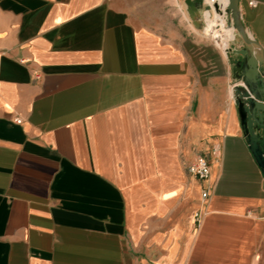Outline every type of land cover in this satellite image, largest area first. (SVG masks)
Listing matches in <instances>:
<instances>
[{"label": "crops", "instance_id": "0c3cea01", "mask_svg": "<svg viewBox=\"0 0 264 264\" xmlns=\"http://www.w3.org/2000/svg\"><path fill=\"white\" fill-rule=\"evenodd\" d=\"M195 27L184 0H0V264H264L243 44Z\"/></svg>", "mask_w": 264, "mask_h": 264}, {"label": "water", "instance_id": "95a60500", "mask_svg": "<svg viewBox=\"0 0 264 264\" xmlns=\"http://www.w3.org/2000/svg\"><path fill=\"white\" fill-rule=\"evenodd\" d=\"M184 3L193 24L199 27L202 0H184ZM228 15L243 44V48L233 50L241 56L234 60L240 69L233 87L234 104L248 148L264 177V48L246 32L240 0H229Z\"/></svg>", "mask_w": 264, "mask_h": 264}, {"label": "built area", "instance_id": "2783aa9c", "mask_svg": "<svg viewBox=\"0 0 264 264\" xmlns=\"http://www.w3.org/2000/svg\"><path fill=\"white\" fill-rule=\"evenodd\" d=\"M241 1H245L251 7H255L257 5V0H240V2ZM228 4H229V0H202V4L200 6L199 15H198V21L200 23V26L194 28L201 37L212 42L218 47H220L218 45L219 44L218 39L221 30L219 29V26L213 25L212 31H205L206 28L208 27L207 21L209 18L214 17L215 13H217L219 16H221L224 19L225 24L227 26L233 27L232 21L230 20L228 15ZM233 31L236 36V30L234 29V27H233ZM231 40H229L227 45L222 48L225 52H227L229 48V42ZM15 121L19 123L21 120L19 118H16ZM214 153L218 154V151L214 150ZM188 171L199 179H207L210 175V166L207 159L204 156L200 155L188 167ZM208 196H209L208 189L207 188L203 189V191L201 192V197L203 199H206ZM194 218L195 221L198 222L200 220V213L199 212L194 213Z\"/></svg>", "mask_w": 264, "mask_h": 264}, {"label": "bare ground", "instance_id": "6f19581e", "mask_svg": "<svg viewBox=\"0 0 264 264\" xmlns=\"http://www.w3.org/2000/svg\"><path fill=\"white\" fill-rule=\"evenodd\" d=\"M215 15H216V17L214 19H216V20L211 21V19L209 18L208 23H209L211 31L213 29V25L219 26V29L221 30V32L219 34L218 43H219V45H222L223 47H225L227 45L228 41L233 39L235 36L234 31H233V27L227 26L225 24L224 19L219 18V15L217 13H215Z\"/></svg>", "mask_w": 264, "mask_h": 264}, {"label": "rangeland", "instance_id": "374dc122", "mask_svg": "<svg viewBox=\"0 0 264 264\" xmlns=\"http://www.w3.org/2000/svg\"><path fill=\"white\" fill-rule=\"evenodd\" d=\"M236 36H237V32H236Z\"/></svg>", "mask_w": 264, "mask_h": 264}]
</instances>
